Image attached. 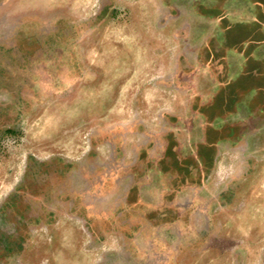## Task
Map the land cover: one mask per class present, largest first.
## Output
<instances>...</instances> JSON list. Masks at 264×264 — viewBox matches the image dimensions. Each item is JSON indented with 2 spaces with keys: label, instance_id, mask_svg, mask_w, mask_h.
Listing matches in <instances>:
<instances>
[{
  "label": "crops",
  "instance_id": "crops-1",
  "mask_svg": "<svg viewBox=\"0 0 264 264\" xmlns=\"http://www.w3.org/2000/svg\"><path fill=\"white\" fill-rule=\"evenodd\" d=\"M212 1L16 0L24 12L9 16L20 22L4 36H24L18 49L50 65L61 53L70 71L43 124L44 109L20 105L38 92L11 90L26 83L27 62L2 66L0 136L9 116L23 129L1 140L5 235L25 240L27 217L44 215L40 248L50 244L53 256L64 243L65 264H73L68 234L96 226L89 259L113 253L157 264L185 255L187 245L207 249L216 241L202 233L223 217L232 230L264 227V4L226 0L217 12L201 11ZM75 25L83 27L73 38ZM63 27L64 45L41 42ZM42 226L55 230L49 242ZM47 256L33 257L42 264Z\"/></svg>",
  "mask_w": 264,
  "mask_h": 264
},
{
  "label": "rangeland",
  "instance_id": "rangeland-1",
  "mask_svg": "<svg viewBox=\"0 0 264 264\" xmlns=\"http://www.w3.org/2000/svg\"><path fill=\"white\" fill-rule=\"evenodd\" d=\"M261 1L264 4V0H259L260 3ZM247 2L249 3V9L252 7V2H256V0H248ZM22 7L18 8L16 0H0V77L3 73L2 66L4 62H17L22 59L27 62L26 69L28 72L25 76L26 83L14 84L12 85L11 90L16 93L18 91H23L24 89L26 92L37 91V98H30V96H27L29 98L20 101V105H25L28 110L33 108H42L41 110L44 109L41 118L43 124H46L48 123L50 117L49 115H46L45 111L49 109L50 106L57 101V99H60L59 96L65 92L66 87L68 86L67 84L61 82L59 77L66 75V71L69 72L70 70L65 67V57L60 56L61 53L58 52L57 58L53 59L52 65H50L48 58H43V55L34 53V57H27L28 52L18 49V44L23 43L25 39L24 36H4V32L8 31L12 26L17 25L19 21L16 19L15 14L13 16L15 19H12L9 16H11L12 13L19 11L24 12ZM103 15L104 12H101L96 18L91 19L89 21L90 25L96 23L99 18L103 17ZM30 16L32 17V15ZM32 23H36V19H32ZM82 27L83 26L81 25L74 26L73 38L77 37V35L81 32ZM66 28L67 27L61 28V35L42 36L41 42L45 45H49L50 43L64 45L65 41L63 39L65 37ZM69 32H71V28L69 29ZM37 43L39 42L37 41ZM32 54L33 53L31 52L28 56ZM45 56L49 57L48 53ZM54 96L58 97L52 98ZM9 102H12V100ZM7 103L8 100L2 99L0 95V107H5ZM13 104L16 108L18 104L17 98H14ZM28 110L26 111V114L29 113ZM9 118L11 120L10 126L5 128L6 132H1L0 136V156H3L7 150L5 141L4 143H1V140L4 139L2 136H5L6 133L11 135H22L23 131L22 128L16 126V115L9 116ZM26 118V123H29L33 117L26 116ZM48 213L49 212L47 211L46 214L48 215ZM32 215L33 214L27 217L26 239L18 242L19 238L17 236V231L14 234L5 235L8 231L6 227L10 224L9 215L7 212H2L0 210V264H36L33 257L35 252L48 255L47 257L49 258H47V260H42V264H65L66 259L62 254V250H65L64 243L55 247L53 256H50L49 253H47L49 252L48 248L50 244H48L46 248L43 246L40 248V236L35 234V231L40 229L39 224L43 221L44 215L42 219H33ZM82 216L81 212H76L73 215L75 223L77 221L81 226L83 223ZM46 219H48L47 222H51L49 217ZM97 232V226L90 229L81 227L75 228L74 231L68 234V247H66V251L69 253V256L72 254L73 264H92V261L93 264H136L135 261L121 259L119 255H115L113 253L107 254L103 260H98L99 258L96 254L92 255L94 257L93 260L89 259L88 250L92 252L96 250V244H93L92 237L96 235ZM51 234L55 235L54 229L44 228L42 226V240L48 239L49 242V235ZM163 234L164 233L160 235L162 236ZM206 236H211L216 241L208 245L207 249H205L206 246H204L201 251H198L197 245H195L196 250H193V245H187V252L185 255H181L178 258L172 257L170 260L156 259L153 262L157 264H264V227H251L247 224H239V226L234 227L232 230V227L230 228L226 226L225 218L223 217L215 229L202 233V237ZM153 239L154 241L157 240V238ZM232 239L233 243H226L227 240L232 241ZM168 250L173 252V249ZM83 251L86 253L84 254ZM18 252H25L26 256L19 259L17 256ZM208 252H212L210 254V258L208 257Z\"/></svg>",
  "mask_w": 264,
  "mask_h": 264
},
{
  "label": "flooded vegetation",
  "instance_id": "flooded-vegetation-1",
  "mask_svg": "<svg viewBox=\"0 0 264 264\" xmlns=\"http://www.w3.org/2000/svg\"><path fill=\"white\" fill-rule=\"evenodd\" d=\"M225 1L226 0H213L212 2H214L215 4L214 5H206V6H202L201 7V11H209V10H214L215 12H217V11H219L218 10V8L219 7H223L224 5H225ZM259 0H257L256 2H255V4H257V2H258ZM220 2V3H219ZM262 1H261V5H262ZM222 4V5H221ZM225 26V25H224Z\"/></svg>",
  "mask_w": 264,
  "mask_h": 264
}]
</instances>
